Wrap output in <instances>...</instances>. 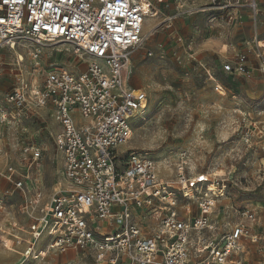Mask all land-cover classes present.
Masks as SVG:
<instances>
[{
	"label": "built area",
	"instance_id": "1",
	"mask_svg": "<svg viewBox=\"0 0 264 264\" xmlns=\"http://www.w3.org/2000/svg\"><path fill=\"white\" fill-rule=\"evenodd\" d=\"M259 7V0H0V52L15 53L19 70L18 86L0 99V131L21 123L24 111L51 108L64 181L47 194L44 144L28 143L17 157L0 134L5 248L24 262L40 260L45 246L48 252L73 254L72 264H246L232 259L244 254V241L264 243V234L254 231V212L243 213L221 240L212 235L211 216L225 180L215 174L187 178L182 168L169 182L150 157L134 151L123 156L121 148L132 140L148 102L146 89L130 86L134 56L148 41L167 32L196 60L198 36L181 34L180 19L201 15L202 36L210 40L243 10L257 17ZM60 43L72 47L86 70L51 66L41 78L37 70L25 76L26 55L37 67L43 50ZM261 48L257 42L255 57L264 74ZM247 61L246 53H237L224 71L245 76ZM251 126L246 143L264 136L260 124Z\"/></svg>",
	"mask_w": 264,
	"mask_h": 264
},
{
	"label": "rangeland",
	"instance_id": "2",
	"mask_svg": "<svg viewBox=\"0 0 264 264\" xmlns=\"http://www.w3.org/2000/svg\"><path fill=\"white\" fill-rule=\"evenodd\" d=\"M259 1L257 17H251L249 11L238 13L237 20L222 30L224 45H197L196 60L186 57L184 49L167 32L152 37L134 56L130 78L131 87L147 90L148 102L135 121L132 140L121 148L123 156L131 151L147 155L156 163L162 179L169 182L177 180L182 168L187 178L215 174L219 181L225 180L227 188L211 216L212 235L220 240L242 220L246 211L256 214L257 227L264 234V136L258 135L250 143L244 141L251 123H261L264 130V75L258 73L254 81L242 83L237 81L242 77L238 79L224 71L229 49L226 43L239 49L246 41L252 42L253 47L256 38L264 41V0ZM165 4L167 1L159 6ZM201 17L180 19L177 30L186 37L202 36L205 31ZM246 21L249 36L238 41L241 24ZM40 59L36 67L25 56L21 70L26 77L37 70L41 78L51 66L76 72L87 68L74 56L72 47L62 43L46 47ZM15 63V53L0 52V99L19 84ZM249 84L257 89L250 90ZM20 118L21 123H11L0 131L3 144L17 157L28 143L44 144L46 152L41 166L46 193L51 195L64 183L60 175L63 159L53 138L59 131L53 110L24 111ZM2 239L6 238L0 239V264H72L66 255L48 252L45 246L40 260L24 262L17 253L5 248ZM244 244L245 254L239 259L264 264V243L255 245L246 240Z\"/></svg>",
	"mask_w": 264,
	"mask_h": 264
},
{
	"label": "crops",
	"instance_id": "3",
	"mask_svg": "<svg viewBox=\"0 0 264 264\" xmlns=\"http://www.w3.org/2000/svg\"><path fill=\"white\" fill-rule=\"evenodd\" d=\"M260 2V1H259ZM243 11H245V12H247V11H249L248 9H246V10H243ZM250 12V11H249ZM251 15V14H250ZM251 17H252V15H251ZM187 19V18H186ZM200 20H201V22H202V24H203V26H202V28H203V31H205V21L203 20V17H201L200 18ZM180 21V20H179ZM178 21V22H179ZM227 26V25H226ZM229 26V25H228ZM224 28H222V29H220V30H217V31H215V36H214V38L213 39H210V40H207L206 38H203V36H199V37H197V39H198V41H197V44L195 45V47L197 46V45H217V44H222V45H224V43H225V34H224V32L222 31ZM222 31V32H221ZM249 23L246 21L245 23H242L241 24V30L239 31V40L238 41H241V40H243V39H246L248 36H249ZM205 33V32H204ZM160 34H161V31L158 33V35H155V36H160ZM159 39L161 38V37H158ZM228 38V37H227ZM257 39V38H256ZM254 40V47L252 46V42H248V41H246V42H244L243 43V45H242V47L241 48H239V49H237L236 47L235 48H231V45H233V44H230V43H226L225 44V47L227 46L229 49L226 51V53H227V56L225 57L226 59H225V63H227L228 61H231L232 59H234L235 57H236V55H237V53H246L247 55H248V61H247V66H248V69H249V71H248V74H246L245 76H235V77H237L238 79H239V77H242V79L241 80H237L238 82H251V81H254L255 80V75L256 74H258V73H260V74H262V75H264L263 73H261L260 71H259V69H258V66H259V61H258V59L255 57V47H256V45H257V42H260V45L263 47V48H261L260 50H261V52L264 50V45H262L261 44V42H264V41H262V40ZM238 41H237V43H238ZM232 43H234V42H232ZM195 47H194V51H195ZM254 51V53H252ZM197 57L198 56H196V59H197ZM244 85V84H243ZM250 85V84H249ZM249 88H250V90H252V89H257V86L255 87V88H252L251 87V85L249 86ZM141 89H144V88H141ZM255 91V90H254ZM254 91H252V92H254ZM260 125H261V123H259ZM3 166H4V159H3V157H1L0 156V169L1 168H3ZM3 185L5 186V187H7L8 186V184L7 183H3ZM254 231L256 232V233H260V230L258 229V227H257V224H256V226H255V228H254ZM261 234V233H260ZM258 244H261V243H258ZM258 244H255V245H258ZM244 247H245V244H244ZM244 254H245V252H244ZM70 260H72L73 259V257H74V255L73 254H71V255H66ZM43 257V256H42ZM233 261H235V260H239V257H234L233 259H232ZM244 261H245V263L246 264H251L249 261H247V260H245L244 259ZM18 264H20V263H18ZM22 264V263H21Z\"/></svg>",
	"mask_w": 264,
	"mask_h": 264
},
{
	"label": "bare ground",
	"instance_id": "4",
	"mask_svg": "<svg viewBox=\"0 0 264 264\" xmlns=\"http://www.w3.org/2000/svg\"><path fill=\"white\" fill-rule=\"evenodd\" d=\"M65 45V44H64ZM147 105V104H146ZM146 107V106H145ZM64 182V181H63ZM224 195V194H223ZM52 253V252H51ZM44 254V253H43ZM43 254H42V256H43Z\"/></svg>",
	"mask_w": 264,
	"mask_h": 264
},
{
	"label": "snow or ice",
	"instance_id": "5",
	"mask_svg": "<svg viewBox=\"0 0 264 264\" xmlns=\"http://www.w3.org/2000/svg\"><path fill=\"white\" fill-rule=\"evenodd\" d=\"M201 179H203V177H201Z\"/></svg>",
	"mask_w": 264,
	"mask_h": 264
}]
</instances>
